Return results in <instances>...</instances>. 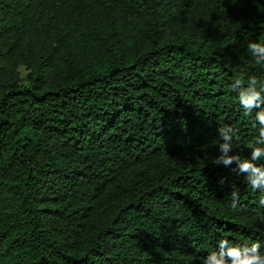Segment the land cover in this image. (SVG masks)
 Instances as JSON below:
<instances>
[{
    "label": "trees",
    "instance_id": "16d2710c",
    "mask_svg": "<svg viewBox=\"0 0 264 264\" xmlns=\"http://www.w3.org/2000/svg\"><path fill=\"white\" fill-rule=\"evenodd\" d=\"M249 41L264 0H0V264L264 251L260 191L214 164L218 128L241 157L258 137L231 88L264 80Z\"/></svg>",
    "mask_w": 264,
    "mask_h": 264
},
{
    "label": "clouds",
    "instance_id": "9594fccd",
    "mask_svg": "<svg viewBox=\"0 0 264 264\" xmlns=\"http://www.w3.org/2000/svg\"><path fill=\"white\" fill-rule=\"evenodd\" d=\"M248 49L255 57L258 65H264V44L249 41ZM233 91L237 92L238 100L246 115L255 110L254 119L258 122V137L255 144H250V158L239 154H230L233 150L232 140L236 130L225 125L217 129L220 143L219 155L215 157L214 164L231 168L244 177V180L253 190H259L261 195L259 203L264 205V164H258L264 158V80L252 75L245 78L242 74L233 77L231 84ZM235 165L233 168L232 166ZM223 183V180H221ZM239 204V193L231 192V206L235 209ZM259 241L250 245H239L229 239H220L216 250L202 259L201 264H264V251Z\"/></svg>",
    "mask_w": 264,
    "mask_h": 264
},
{
    "label": "rangeland",
    "instance_id": "374dc122",
    "mask_svg": "<svg viewBox=\"0 0 264 264\" xmlns=\"http://www.w3.org/2000/svg\"><path fill=\"white\" fill-rule=\"evenodd\" d=\"M20 72H21L22 75L24 74L23 68H20Z\"/></svg>",
    "mask_w": 264,
    "mask_h": 264
}]
</instances>
